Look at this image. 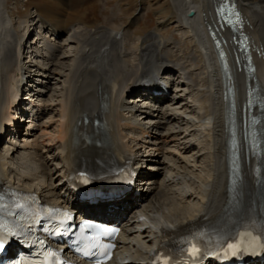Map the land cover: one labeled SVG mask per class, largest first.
Instances as JSON below:
<instances>
[{"label":"bare ground","instance_id":"bare-ground-1","mask_svg":"<svg viewBox=\"0 0 264 264\" xmlns=\"http://www.w3.org/2000/svg\"><path fill=\"white\" fill-rule=\"evenodd\" d=\"M10 1L21 3L0 0V143L6 135L24 138L15 153L28 150L30 160L37 164L33 174L17 180L10 174L11 156L0 151V188L27 187L47 202L116 222L122 229L121 257L128 264H148L152 254L163 247L180 248L188 233L211 227L230 207L236 208L237 201L250 202L256 205L257 212L263 211L258 159L248 152L243 121L237 119V113L246 101L249 84L258 87L264 98V0H236L244 14L246 31L256 50L261 51L260 56L258 52L254 54L257 69L249 81L233 59L224 71L211 41L210 28H217L213 9L220 0H164L157 25L148 34L142 33V25L151 14L143 16V10L161 0H106L108 9L115 4L111 11L118 22L113 20L110 26L96 28L89 26L97 3L94 0H90V6L85 5L86 0H64L66 5L71 2V10L67 11L55 0H38L34 3L37 7L31 2L27 7L35 11L19 18V22L6 6ZM133 8L135 15L129 17ZM174 27L193 43L190 52H184L182 42L171 35L169 30ZM28 31L30 38L25 39ZM231 39L229 36L224 41L226 47L231 46ZM67 48L71 49L70 55ZM25 51L29 65H35L38 59L43 62V67L37 66L38 73H32L22 60ZM173 88L174 99L170 95ZM154 91L162 93L154 97ZM48 92V101L52 102L48 119L57 124L53 135L44 128L37 136L33 130L23 133L17 123L12 128L17 117L13 114L43 117L46 108L33 106L26 110L22 105ZM21 93H26L24 103L19 101ZM134 95L137 96L130 100L137 103L152 100L150 108L143 111L130 104L134 101L127 102ZM178 100V106L190 114L195 113L190 103L196 106V123L171 107ZM232 113L237 119L233 124ZM195 126L201 132L200 144L206 145L209 171L205 180L196 175V181L191 183V164L196 162L192 159L203 154L192 153L193 147L180 142L179 136L183 133L193 137ZM163 130L166 132L161 133ZM234 140L239 143L240 171L233 164ZM143 150L156 156L147 161L159 163L157 157L162 156L163 164L167 163L166 167L176 170V174L157 179V173L144 171ZM123 159L132 160L141 172L137 188L120 199L78 205L68 190L67 172L75 171L83 161ZM49 162L56 167L53 174ZM180 162L183 166L179 167ZM179 168L192 171L182 174ZM53 176H57L56 187L48 184V178ZM144 189L147 191L140 193ZM194 195L201 206L187 209L185 203L189 204ZM131 205L137 206L129 209Z\"/></svg>","mask_w":264,"mask_h":264},{"label":"rangeland","instance_id":"rangeland-1","mask_svg":"<svg viewBox=\"0 0 264 264\" xmlns=\"http://www.w3.org/2000/svg\"><path fill=\"white\" fill-rule=\"evenodd\" d=\"M19 1H21L20 4H15L14 3L15 1H10L6 5L8 10H9V12H10V14H11V16H12V18L16 22H19V20H20L19 18H22L25 15H28V14L33 13L35 11L36 8H33L31 10V6L27 7V5L29 6V3L32 2L33 3L32 5L37 7V5L34 4V3L38 2V0H19ZM48 1L50 3V2H52L54 0H43L44 3H48ZM55 1L61 2L60 6L61 7L63 6V8L66 11L67 10H71V2H69V4H70V6H69V4L66 5V2H64V0H55ZM86 1L87 2L85 3V5L87 6V3H88V6H90V4H89L90 0H86ZM94 1L97 2V3L94 5L93 13L90 15L89 26H91L92 28H96L97 26H110L111 23L114 22V21L118 22L116 20V17H114V15L112 14L113 12L111 11L112 7L115 8V4L114 3L111 5V8L108 9L107 4H106L107 3L106 0H94ZM112 1H114V0H112ZM161 4H164V0L159 1L158 4L153 3L152 5H149V6L145 7L146 9L143 10V13H142L143 16L150 12L151 21L149 19V21L147 20L146 22H143L144 25H142L143 26L142 27V33L143 32L144 33L147 32V34H148V33H151L154 30L155 26L157 25L156 22L158 21L157 18H158V13H159L160 8H161L160 7ZM135 10L136 9L133 8L132 11H130V13H128V16L129 17H131V16L133 17L135 15ZM213 14H215V9H213ZM33 15L34 14H31L30 16L33 17ZM117 16H118V14H117ZM169 31H170L171 35L177 36L178 40H180L182 42V44H183L182 49L184 50V52H190V48L192 47L193 43H191L190 40L187 39L185 33L183 31H180V29L177 28V27L171 28ZM67 52H68L67 54L70 55L71 54V49L67 48ZM29 59H30L29 58V54H28L27 51H25L22 54V60L24 61L25 64L29 65L28 64ZM34 62H35L34 63L35 65H29L31 67L29 70H32V73H38L40 69H38L37 66L43 67L44 66L43 62L40 59H38V61H34ZM203 83L204 82H201L200 86H202ZM32 84L33 83H31V85ZM40 89H42V88H40ZM175 93H176V91L173 88V90H171V94H170L173 99L176 98V94ZM22 94L23 95H21V101H23V103H24V99L22 100V97L24 98L26 96V93H22ZM49 94H50V92H48L47 95H44L42 97H35L36 99H32L31 98L33 101H30L31 99H29V100L25 101V104L22 105L23 108H25L26 110H29L33 106L43 107V108L47 109V111L43 115V117H39V118L33 119V118H28V116H25V118L29 119V120H27L26 122H24L23 120L19 121V122L17 121V123L21 126V129L23 130V133H25V131H27V130H33L35 132V136H37V135L42 134L41 132H42L43 128H44L43 130L46 129V132L48 133V135H49V133L51 135H53V133L56 131L57 124L53 123V122L50 123V121L48 119V117H50L52 115V110L50 109V105H51L50 103H52V102L48 101L49 97H50ZM136 96L137 95L128 97L127 98V102L129 100V101H134V102L137 103V100H130V99H133V97H136ZM179 101L180 100L176 101L175 105H173L171 107H173V108L176 107L175 109H177V111L179 112V114L182 117H184L185 119L192 120V121H194V123H196L197 122V116H198V110L196 109V106L193 103L192 104L190 103L189 106H191V108H193L195 110V113H191L190 114L188 112V110L186 111V109H182L183 107L180 104L178 106ZM130 104L134 105L132 103H130ZM196 113H197V115H196ZM192 130H193L192 133L194 134V135L192 134L193 137L192 136L186 137L187 134H183L182 133V134H180L181 136H179L180 138H182L180 142H187L189 144V146L193 147L192 149H194L192 151V153L199 152V153L203 154V156L202 157H198V159H194V158L192 159V161H196L195 163L191 164L194 173H190L192 171V169H188V168L187 169L179 168V172L182 173V174H185L186 172H189L190 175H191L190 176L191 183L192 182L194 183L196 181V179H197L196 178L197 176L200 179L205 180V178L207 177L206 173L209 171V168H208L207 160L205 158V156L207 154L206 145L203 142L200 144V141H201V139H200L201 135L200 134H201V132L199 131V128L197 126L192 127ZM164 132H166V131L163 130L161 133H164ZM23 139L24 138H22V137L20 138V136L19 137L16 136V138H14V136L6 135L4 141H2L0 143V151L2 153H6L7 152L12 158L11 161L9 162V166L11 168L10 169V174H11V176L13 178H15L17 180H19V178H21V176H24L26 174H30V173L33 174L35 172V170H36V167H35L36 165L35 164H37L35 161L30 160L29 155L26 153V151H28V150L25 151L23 149H19V152L17 154L15 153L16 149L18 148V146L19 145H21V146L23 145V142H24ZM29 140H31V139H29ZM44 150L46 152V149H44ZM44 150H42V152ZM32 152H33V150H32ZM42 152H41V154L44 156L45 152H43V153ZM142 154H143V156H145L144 158H146L145 160H142V162H144V165H145V167H144L145 171L148 172L149 174L157 173V176H156L157 179H161L163 176H170L171 177V176H174V174H176L175 173L176 170L172 169L171 167H169L171 169L167 168L168 167L167 163L163 164L164 160H163L162 156H158L157 157V159H159V163H158V162H156L154 160L153 161H147V159L151 160L152 158L153 159L156 158V156H154L151 152L147 153V152H145L143 150ZM45 155H47V154H45ZM47 156L50 157V155H47ZM146 156H148V157H146ZM46 158L47 157L44 156V159H46ZM53 164H55V162ZM54 166L55 165H52V163L49 162L50 169L53 168L51 174H53L54 171H55L56 167H54ZM178 166L179 167L183 166V164L180 162ZM167 169H168V171H167ZM202 170H204V172H202ZM158 171H159V173H158ZM192 174H195V176L192 175ZM56 178H57V176H53L51 178H48V184L51 187L52 186L53 187L57 186L58 180H56ZM195 184H197V183H195ZM30 186H33V183L30 182ZM143 188H145V187H143ZM146 191H145V189L143 191L141 190V193H145ZM196 197H197V195H194V196L190 197V199H189L190 203L189 204L185 203V205L187 206V209H192L193 207H200L201 206L200 201ZM146 199H147V197H146ZM143 204H145V202H143ZM135 206H137V205H131V206H129V209H131V208H133ZM144 263L145 262H142V264H144Z\"/></svg>","mask_w":264,"mask_h":264},{"label":"snow or ice","instance_id":"snow-or-ice-1","mask_svg":"<svg viewBox=\"0 0 264 264\" xmlns=\"http://www.w3.org/2000/svg\"><path fill=\"white\" fill-rule=\"evenodd\" d=\"M257 240H259V237H256ZM7 242V236L4 234L3 230H0V250H3L5 247V244ZM259 247L264 248V244H260ZM234 248H236V246L229 244L228 245V249L229 250H233ZM238 250V249H236ZM198 252V249L195 248V246H193L190 249V254L195 256V254Z\"/></svg>","mask_w":264,"mask_h":264},{"label":"water","instance_id":"water-1","mask_svg":"<svg viewBox=\"0 0 264 264\" xmlns=\"http://www.w3.org/2000/svg\"><path fill=\"white\" fill-rule=\"evenodd\" d=\"M194 15V12L192 11L191 13H190V16H193Z\"/></svg>","mask_w":264,"mask_h":264}]
</instances>
